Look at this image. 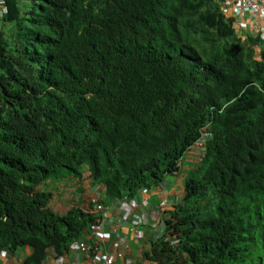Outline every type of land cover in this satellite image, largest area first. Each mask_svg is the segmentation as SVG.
Segmentation results:
<instances>
[{"label": "trees", "instance_id": "obj_1", "mask_svg": "<svg viewBox=\"0 0 264 264\" xmlns=\"http://www.w3.org/2000/svg\"><path fill=\"white\" fill-rule=\"evenodd\" d=\"M219 11L216 0H0V259L58 260L96 224L79 206L52 211L59 180L89 171L103 206L133 199L176 175L203 132L204 158L146 255L264 264V62Z\"/></svg>", "mask_w": 264, "mask_h": 264}, {"label": "crops", "instance_id": "obj_2", "mask_svg": "<svg viewBox=\"0 0 264 264\" xmlns=\"http://www.w3.org/2000/svg\"><path fill=\"white\" fill-rule=\"evenodd\" d=\"M222 4L230 5V0H221ZM264 25V19L262 21ZM255 27L249 26L247 35H253ZM86 175V176H85ZM84 178L69 176L57 183L61 196H56L52 211L63 215L72 206L83 207L95 212L97 201L102 198V190L92 185L90 173H84ZM69 190V191H68ZM71 195H65V192ZM183 186L180 179H168L163 186L153 188L149 193H140L137 202H133L134 209L130 210V202L125 198L106 206L101 205L99 213L102 219L97 226L84 232L77 244H83L86 251H69L65 256L49 258L45 264H91L92 261H100L105 256H110L116 264H149L146 255L150 251L151 243L157 233L154 224V210L157 207L166 209L174 204L176 199L183 197ZM65 201H71L65 205ZM167 203V204H166ZM151 215L150 222L145 224L142 215ZM154 226L155 228H153ZM0 264H21L25 255L30 254L29 249L21 250L16 258L4 252Z\"/></svg>", "mask_w": 264, "mask_h": 264}, {"label": "clouds", "instance_id": "obj_3", "mask_svg": "<svg viewBox=\"0 0 264 264\" xmlns=\"http://www.w3.org/2000/svg\"><path fill=\"white\" fill-rule=\"evenodd\" d=\"M218 6H219V12L226 18L231 20L232 25H233V30L235 33V36L237 37V41L239 44L246 49H251L253 52L252 59L255 62L258 63H263L264 62V57H263V50H264V25L262 24V21L264 19V0H230V5L226 6L225 4H222L221 0H216ZM255 27L256 30L253 31V35H247L249 26ZM207 129V127L205 128ZM208 136L205 135L202 132L201 138L193 143L188 149V152L184 154V156L180 159V168L181 170L173 176H168L164 179L163 182L151 186L150 189H143L141 190L136 197L133 199H127L130 202V210L131 207H133V202H137L138 196L140 193H149L153 188H156L158 186H163V184L168 180V179H173L176 178V180L180 179L182 181V186H183V194L185 196V188H186V180L187 177L189 176L190 172L193 169V161L196 160V163L204 158L205 151L203 149L204 143L208 140ZM85 173H90L91 172H85ZM93 185V184H92ZM95 186V185H93ZM99 187L102 190V196L104 195V190L103 187L100 186H95ZM183 197H179V199H176L174 201V204L171 206L167 207L166 209H161L160 207L154 212L156 213L153 214L154 216V224L156 225V230L157 233H162L165 231V227L163 226V221L165 219L170 218L171 212H174V210L178 207L179 204H182L183 202ZM124 200V199H123ZM167 204V203H166ZM97 208L95 212H91L90 210L83 209L93 213L97 214L100 216L101 212V199H99L96 203ZM151 215L148 213H145L142 215V221L145 224H148L150 220ZM102 217H99L98 221L96 222L94 226H97L100 222ZM91 227V228H92ZM164 227V228H163ZM155 233V235L157 234ZM81 251L84 252L86 251V247L83 244H77L74 243L70 246V251ZM5 255V254H4ZM4 257V256H3ZM2 257V258H3ZM105 258H112L110 256H105L101 258L100 261H92L91 264H102ZM113 259V258H112ZM115 261V260H114ZM116 264V263H115ZM149 264H156L155 262H151Z\"/></svg>", "mask_w": 264, "mask_h": 264}, {"label": "built area", "instance_id": "obj_4", "mask_svg": "<svg viewBox=\"0 0 264 264\" xmlns=\"http://www.w3.org/2000/svg\"><path fill=\"white\" fill-rule=\"evenodd\" d=\"M102 264H115V261L112 258H105Z\"/></svg>", "mask_w": 264, "mask_h": 264}, {"label": "rangeland", "instance_id": "obj_5", "mask_svg": "<svg viewBox=\"0 0 264 264\" xmlns=\"http://www.w3.org/2000/svg\"><path fill=\"white\" fill-rule=\"evenodd\" d=\"M85 176H86V175H85ZM82 180H83V179H81L80 181H82ZM68 191H69V190H68ZM68 191L65 192L64 194H65V195H71ZM70 202H71V201H65V205H67V204H68V205H69V204H73V203H70Z\"/></svg>", "mask_w": 264, "mask_h": 264}]
</instances>
